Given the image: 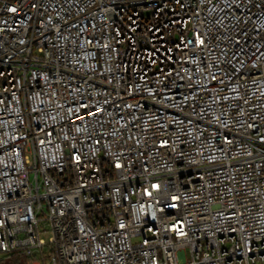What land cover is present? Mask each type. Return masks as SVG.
<instances>
[{"label": "built area", "instance_id": "obj_1", "mask_svg": "<svg viewBox=\"0 0 264 264\" xmlns=\"http://www.w3.org/2000/svg\"><path fill=\"white\" fill-rule=\"evenodd\" d=\"M13 252L264 264V0H0Z\"/></svg>", "mask_w": 264, "mask_h": 264}, {"label": "trees", "instance_id": "obj_2", "mask_svg": "<svg viewBox=\"0 0 264 264\" xmlns=\"http://www.w3.org/2000/svg\"><path fill=\"white\" fill-rule=\"evenodd\" d=\"M33 258L21 252H13L0 260V264H31Z\"/></svg>", "mask_w": 264, "mask_h": 264}, {"label": "rangeland", "instance_id": "obj_3", "mask_svg": "<svg viewBox=\"0 0 264 264\" xmlns=\"http://www.w3.org/2000/svg\"><path fill=\"white\" fill-rule=\"evenodd\" d=\"M44 238L47 240V235H44ZM38 259L40 260L41 264H49V261H48V258L47 257H41L39 256ZM31 264H34V263H31Z\"/></svg>", "mask_w": 264, "mask_h": 264}]
</instances>
